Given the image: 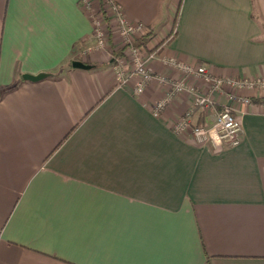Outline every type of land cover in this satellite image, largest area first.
Masks as SVG:
<instances>
[{
    "label": "crops",
    "instance_id": "crops-1",
    "mask_svg": "<svg viewBox=\"0 0 264 264\" xmlns=\"http://www.w3.org/2000/svg\"><path fill=\"white\" fill-rule=\"evenodd\" d=\"M103 1L0 0V264H264V102L236 104L234 145L175 131L191 95L154 115L166 84L117 85L120 37L105 51L92 35ZM111 1L150 45L175 21L165 56L264 77V0ZM149 69L182 76L158 59Z\"/></svg>",
    "mask_w": 264,
    "mask_h": 264
},
{
    "label": "built area",
    "instance_id": "built-area-1",
    "mask_svg": "<svg viewBox=\"0 0 264 264\" xmlns=\"http://www.w3.org/2000/svg\"><path fill=\"white\" fill-rule=\"evenodd\" d=\"M99 11L91 12L92 35L96 48L105 50L111 44V33L115 31L120 37L119 47H123L124 57L129 61L130 67L124 66V58H116L113 64L115 79L119 87L126 86L131 78L136 82L133 91L136 94L143 92L144 88L153 80L167 85L164 96L159 99L153 109L154 115H158L172 101L174 96L182 92H188L192 97L189 110L176 121L174 130L182 132L189 130L191 136L203 144H208V139L217 138L219 142L231 145L239 142L241 135V123L235 117L237 103H249L250 96L241 95L242 92H258L257 97L264 96V77L257 78H235L232 76H215L203 65H193L161 54L163 46L172 37L168 34L163 43L156 42L152 45L143 42L150 34L149 28L140 23L128 22L119 6L111 0H104ZM103 13L109 14L113 19V26L104 25ZM114 27V28H113ZM160 43V44H159ZM158 59L162 64L177 69L182 76L180 78H168L166 76L153 74L149 64ZM190 78L202 80L207 87L206 92L195 90L189 85ZM214 95L222 97L225 102L218 103ZM218 103V104H217ZM217 105H219L217 107ZM194 108L212 110L214 122L211 126H200L192 124L189 120L190 113ZM210 144L215 143L211 140Z\"/></svg>",
    "mask_w": 264,
    "mask_h": 264
},
{
    "label": "rangeland",
    "instance_id": "rangeland-1",
    "mask_svg": "<svg viewBox=\"0 0 264 264\" xmlns=\"http://www.w3.org/2000/svg\"><path fill=\"white\" fill-rule=\"evenodd\" d=\"M175 24V23H174ZM174 24H172V29H171V32H170V34H173L174 33V28H175V25ZM168 38V37H167ZM163 40H165V39H162L161 41H160V43H163ZM159 42V41H158ZM159 43V44H160ZM121 48H123V47H121ZM114 52H112L110 55V57H112V63L113 64H115V59L116 58H124L125 59V62H123L124 63V66H126V67H130V65H129V61L127 60V58H126V56L124 57V53L122 52L120 55H117V54H113ZM113 54V55H112ZM227 77H229V76H227ZM248 96H252V97H257L256 95L258 94V92H255V91H252L251 90V92H247L246 93ZM251 96H250V98H251ZM194 110H195V108H194ZM212 115L213 116H211L210 117V119H209V123H208V125H206V126H211L212 125V123L214 122V114L212 113ZM205 126V125H204ZM211 139V138H210ZM210 139H208L207 140V142L208 143H211V141H210ZM211 140H215V142L216 143H219V144H224V142H219L218 141V139L217 138H214L213 137V139H211Z\"/></svg>",
    "mask_w": 264,
    "mask_h": 264
},
{
    "label": "trees",
    "instance_id": "trees-1",
    "mask_svg": "<svg viewBox=\"0 0 264 264\" xmlns=\"http://www.w3.org/2000/svg\"><path fill=\"white\" fill-rule=\"evenodd\" d=\"M174 23H175V21L173 22V24ZM262 29L264 31V25H262ZM150 34H151V32H150ZM150 34L147 37L144 38L143 42H148L149 41ZM168 41H170V40H168ZM116 51H118V52H115V54L120 55L123 52V48H119ZM250 101H253V102H264V96H262V97H251ZM205 122H206V120L202 117V115H200L195 124L196 125H204Z\"/></svg>",
    "mask_w": 264,
    "mask_h": 264
},
{
    "label": "water",
    "instance_id": "water-1",
    "mask_svg": "<svg viewBox=\"0 0 264 264\" xmlns=\"http://www.w3.org/2000/svg\"><path fill=\"white\" fill-rule=\"evenodd\" d=\"M72 66L74 68H80V69H88V68H90V65L85 64V63L80 62V61H73L72 62ZM45 75L46 74H44V73H39L37 75L24 74L23 78L29 79V80H32V81H36V80H39L40 78L44 77Z\"/></svg>",
    "mask_w": 264,
    "mask_h": 264
}]
</instances>
